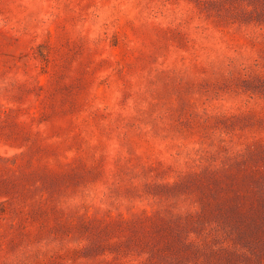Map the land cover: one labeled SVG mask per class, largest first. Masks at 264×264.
I'll return each mask as SVG.
<instances>
[{"label": "rangeland", "instance_id": "1", "mask_svg": "<svg viewBox=\"0 0 264 264\" xmlns=\"http://www.w3.org/2000/svg\"><path fill=\"white\" fill-rule=\"evenodd\" d=\"M0 264H264V0H0Z\"/></svg>", "mask_w": 264, "mask_h": 264}]
</instances>
